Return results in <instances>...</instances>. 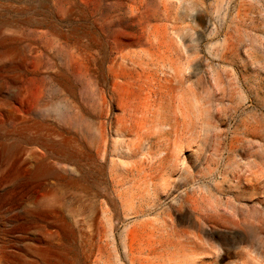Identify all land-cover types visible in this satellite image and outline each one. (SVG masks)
I'll list each match as a JSON object with an SVG mask.
<instances>
[{
	"label": "rangeland",
	"instance_id": "rangeland-1",
	"mask_svg": "<svg viewBox=\"0 0 264 264\" xmlns=\"http://www.w3.org/2000/svg\"><path fill=\"white\" fill-rule=\"evenodd\" d=\"M48 263L264 264V0H0V264Z\"/></svg>",
	"mask_w": 264,
	"mask_h": 264
},
{
	"label": "bare ground",
	"instance_id": "bare-ground-1",
	"mask_svg": "<svg viewBox=\"0 0 264 264\" xmlns=\"http://www.w3.org/2000/svg\"><path fill=\"white\" fill-rule=\"evenodd\" d=\"M193 116H194V115H193ZM199 117H200V116H199ZM202 122H203V121H202ZM202 122H201V123H202ZM204 122H207V120H206V121L204 120ZM204 122H203V123H204ZM204 126H206V124H205ZM206 127H207V126H206ZM190 133H191V132H190ZM198 135H199V134H198ZM189 136H190V135H189ZM190 139L192 140V137H190ZM198 139H199V138H198ZM191 140H190V141H191ZM190 141H189V142H190ZM198 141H199V140H198ZM196 144H197V143H196ZM191 146H192V145H191ZM36 153H37V152H36ZM33 154H34V153H33ZM46 165H47V164H46ZM46 165H45V163H43V162H39L38 164L35 165L34 170H33V173L36 174V175H39V176L48 173L50 169L47 168ZM42 255H43V254H42ZM46 255H47V254H46ZM44 256H45V255H44ZM44 256H43V257H44ZM45 257H46V256H45ZM42 261H43V260H42ZM48 264H49V263H48ZM50 264H51V263H50Z\"/></svg>",
	"mask_w": 264,
	"mask_h": 264
}]
</instances>
